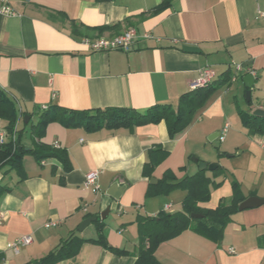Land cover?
<instances>
[{
    "label": "crops",
    "instance_id": "crops-1",
    "mask_svg": "<svg viewBox=\"0 0 264 264\" xmlns=\"http://www.w3.org/2000/svg\"><path fill=\"white\" fill-rule=\"evenodd\" d=\"M6 1L15 13L0 12V88L18 113L12 137L29 149L41 133V142L59 144L68 163L60 158L39 163L28 151L22 159L24 179L0 167V187L9 189L0 195V264H34L71 234L85 241L79 253L56 264H134L141 220L182 210L185 188L148 194L167 175L182 180L204 171L211 197L199 203L203 209L230 204L234 178L246 198H264V135L248 134L230 96L233 87L245 92L243 77L253 70V105L240 108L264 109V0ZM131 27L141 36L129 51H93L84 42ZM236 64L242 66L238 78L216 88L202 105L193 103V94L182 99L196 89L203 68L214 71L215 83L232 78ZM157 104L169 105L172 118L181 115L176 130L167 117L118 129L69 127L60 119L41 125L45 105L59 108L51 113L61 116L64 110L106 107L144 112ZM8 123L0 117V133L7 139ZM226 123L233 130L217 147ZM164 153L160 162H152ZM222 154L238 155L237 163L224 161ZM193 158L217 167L201 170ZM90 171L99 173L98 191L85 185ZM243 213L241 221L231 220L220 243L187 229L162 242L156 258L162 264H264V204ZM89 216H97L107 242L127 254L92 241L99 224L79 230ZM48 221L57 225L47 228ZM25 235L32 243L19 252L9 246Z\"/></svg>",
    "mask_w": 264,
    "mask_h": 264
},
{
    "label": "trees",
    "instance_id": "trees-1",
    "mask_svg": "<svg viewBox=\"0 0 264 264\" xmlns=\"http://www.w3.org/2000/svg\"><path fill=\"white\" fill-rule=\"evenodd\" d=\"M166 5V2H165ZM164 6V5H163ZM59 16L68 17L62 12H55ZM53 18L55 15L50 13ZM102 29V28H101ZM231 76H223L221 80L215 83H209L203 87L196 88L192 92L183 94L182 99L192 97L193 103L202 105L216 88L229 84ZM230 85V84H229ZM247 88H245V93ZM248 102V101H247ZM252 104V99L248 102ZM43 108V107H42ZM45 117L41 125L53 119H60L66 126H87L91 129H118L121 127H133L135 125L145 124L149 122H157L160 119L167 117L171 121V129L176 130L177 122L180 120L181 115L177 117L170 116L171 109L169 105L157 104L144 112H140L133 108L128 107H106L95 108L84 112L67 111L64 110L59 116L58 113H51V110L58 111L59 108L47 105ZM238 113L241 117L242 124L248 129L249 135L257 133L264 135V116H256L253 112L248 113L238 108ZM49 117H47V116ZM0 117L8 120L7 131L9 137L6 141L0 139V167L8 166L10 170H16L21 179L26 175L22 168V159L26 152L30 151L34 154L39 163H42L46 158H60L65 165L68 163L66 152L61 147L48 145L41 142L42 134H37L35 145L29 149L20 146V140L17 137H12L18 119L17 109L14 103L7 97L5 92L0 88ZM165 152V151H164ZM164 155H157L158 157L153 160L160 162ZM156 156V154H155ZM153 156V158H155ZM69 168L68 166L66 167ZM217 170H219L217 168ZM216 170V171H217ZM233 199L230 204L221 201L215 209H203L199 206L200 202H207L210 200V180L204 176V171L193 176H187L182 180H176L173 176L167 175L164 180L156 186H151L148 194L155 195L157 193H167L176 188H185L187 194L182 203V210L176 213L161 212L155 218H145L140 222L141 236H140V250L137 260L134 264H162L155 256V252L162 242L168 241L184 230L192 229L200 234L213 238L217 243L223 239L226 226L231 222V216L234 212L239 211V204L246 198L241 191L240 183L237 179L232 181ZM9 190L5 187H0V195L4 191ZM202 214V217L192 218L191 214ZM90 217V216H89ZM98 218L94 223L99 224L98 238L92 241L101 244L105 248L113 251L116 254H127L124 249L116 248L110 245L103 233L104 226L100 223ZM74 234L62 240L60 244L51 250L46 256L34 262V264H56L57 262L75 256L80 251V247L84 242Z\"/></svg>",
    "mask_w": 264,
    "mask_h": 264
},
{
    "label": "built area",
    "instance_id": "built-area-1",
    "mask_svg": "<svg viewBox=\"0 0 264 264\" xmlns=\"http://www.w3.org/2000/svg\"><path fill=\"white\" fill-rule=\"evenodd\" d=\"M0 12L6 13V14H13L15 13L14 9L7 3L6 0H0ZM140 33L135 27H131L128 30H126L124 33L114 36L112 38H106V37H97V38H84V42L93 50V51H99V50H112V49H122L125 51L131 50L135 40L140 37ZM143 37L150 38L152 35L150 33H143ZM242 70L241 64H236L235 66V74L231 78V81H235L238 78L239 72ZM250 74L255 75V71L251 70ZM215 76L214 71L209 68L205 67L202 69L199 77L194 81L193 87L199 88L203 87L207 84H209ZM43 108H46V105L43 106ZM229 123H226L220 133V140L224 141L226 138V135L229 130ZM15 139V137H13ZM0 139L1 141H6L7 136L4 133H0ZM56 147H60L59 144H54ZM44 161H42L43 163ZM99 173L98 171H90L86 175V181L85 185L87 187L92 188L93 191H98L100 188V185L98 183ZM170 206L167 205L166 209ZM57 225L56 221H48L46 222L45 226L47 228ZM33 237L31 235H25L17 238L14 242H11L9 246L14 249L16 252H19L21 246L28 245L32 243ZM231 251L234 252V249L231 248Z\"/></svg>",
    "mask_w": 264,
    "mask_h": 264
},
{
    "label": "water",
    "instance_id": "water-1",
    "mask_svg": "<svg viewBox=\"0 0 264 264\" xmlns=\"http://www.w3.org/2000/svg\"><path fill=\"white\" fill-rule=\"evenodd\" d=\"M244 84L247 88L246 91V98L247 101L249 102L252 99V89L254 88V83H255V78L252 74H247L243 77ZM253 114L256 116H264V109L262 108H257L253 111ZM28 119V117L26 118ZM220 134V132H218ZM195 161H198V158H193ZM199 167L201 170L209 168L210 170H214L217 165L215 164H207L204 161H198ZM157 180L155 178L151 179V183H156ZM264 204V198L258 197V196H249L245 200H243L239 204V210L243 211L249 208H254V207H259ZM109 213V209H107L105 212L101 214V218L105 219L107 217V214ZM171 213H176V212H171ZM202 214H197V213H192L191 217L192 218H199L202 217ZM98 219L97 216H90L84 219L81 224L79 225V230L83 231L88 225H90L92 222H95Z\"/></svg>",
    "mask_w": 264,
    "mask_h": 264
},
{
    "label": "rangeland",
    "instance_id": "rangeland-1",
    "mask_svg": "<svg viewBox=\"0 0 264 264\" xmlns=\"http://www.w3.org/2000/svg\"><path fill=\"white\" fill-rule=\"evenodd\" d=\"M234 94H236L237 95V97H234ZM230 96L232 97V98H235L236 100H235V104H237V105H239L240 107H243V109H250V107L253 105V104H249L248 102H247V98H246V93L242 90L240 93L238 92V93H236L235 92V88L233 87L232 88V90H231V93H230ZM253 103V102H252ZM238 106V107H239ZM236 110H237V107H236ZM237 113H238V111H237ZM239 115V114H238ZM224 127V126H223ZM231 130H233V127H232V129H231V127L229 128V132L231 131ZM229 134V133H228ZM215 144H216V146L218 147H221L222 146V144L223 143H221V141H220V139H218V140H216L215 141ZM232 155V154H231ZM234 155V154H233ZM222 158H223V160L224 161H226V160H228V163H231V164H233V163H237V160H238V158H239V156L238 155H235V156H231L230 157V154H222V156H221ZM244 211H246V210H243V211H236V212H234L233 214H232V216H231V219L233 220H236V221H241L242 219H243V217H241V216H243V212ZM228 226V225H227ZM227 226H226V228H227ZM226 228H225V230H226ZM190 230H192V229H190ZM194 231V230H193Z\"/></svg>",
    "mask_w": 264,
    "mask_h": 264
}]
</instances>
